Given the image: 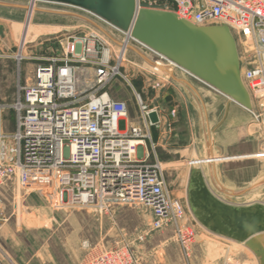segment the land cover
<instances>
[{
  "label": "built area",
  "instance_id": "obj_1",
  "mask_svg": "<svg viewBox=\"0 0 264 264\" xmlns=\"http://www.w3.org/2000/svg\"><path fill=\"white\" fill-rule=\"evenodd\" d=\"M135 3L137 8L172 11L195 25H226L242 45L241 80L254 102L249 111L264 129V0ZM72 7L91 16L99 28L69 32L58 39L57 55L35 57L40 63L33 79L18 85L11 135L2 129L5 105H0V187L16 170H37L54 174L57 200L69 207L104 210L113 200L138 202L152 214L148 230L172 227L176 244L188 251L196 232L180 201L170 195L159 161H147V152L136 159L138 148L149 138L147 128L159 123L157 112L140 105L141 124L130 122L126 103L106 88L115 77H123L126 43L154 52L132 37L130 27L120 29L89 10ZM105 38L118 46L113 57ZM84 66L92 67V78L86 81L88 88L79 91L76 73ZM151 111L156 121L150 119ZM9 136L14 141L10 147L5 143ZM252 155L264 157V139ZM1 205L0 196V222L5 220ZM138 239L142 241L143 234ZM81 246L84 255L78 264H141L136 249L125 242L104 247L83 241Z\"/></svg>",
  "mask_w": 264,
  "mask_h": 264
},
{
  "label": "rangeland",
  "instance_id": "obj_2",
  "mask_svg": "<svg viewBox=\"0 0 264 264\" xmlns=\"http://www.w3.org/2000/svg\"><path fill=\"white\" fill-rule=\"evenodd\" d=\"M36 2L41 7L54 10H35L30 22L46 25L52 29L46 28L25 42L23 49L27 57L18 61L16 55L20 49V34L27 17V9L24 6L28 4V0H0V105H5L2 112V129L10 135L15 129L13 104L18 85L23 86L33 79L35 67L40 63L35 57L57 55L60 52L58 39L63 35L78 28L80 30L95 28L85 21L83 16L91 21L95 20L75 7L47 1ZM59 26H63L64 29L58 28ZM106 41L110 45L111 57H113L112 51L116 53L118 46L108 39ZM236 45L240 54L242 45L237 39ZM97 51L100 49L97 48ZM141 52L127 49L124 57L128 61H123L120 65L123 77H115L106 87L115 99L126 103L128 119L137 123L141 121L140 102H143L149 110L158 107L165 87H172L175 84L170 76L165 77L152 68L150 62L159 59L158 55L155 53L152 55V52L144 48H141ZM239 63L241 74L243 67L240 55ZM175 74L181 73L175 72ZM182 74L190 77L198 85L218 93L222 99H228L194 77ZM91 78L92 67H82L76 73V88L79 90L88 88L86 81ZM172 94L175 96L174 93ZM250 100L253 108L254 102L251 97ZM243 111L247 114L246 127L249 133V136L243 140L249 155H252L259 150L264 139V129L248 109ZM216 114L214 125L216 131L212 134V138L231 143L232 141L229 140L231 133L234 135L240 131L238 124L234 120L222 118L224 114L222 102ZM243 126L245 128L244 124ZM244 132L246 129H242L243 135ZM200 136L203 141L205 133ZM153 142L156 156L161 162L160 146L156 140L153 139ZM5 143L10 147L14 141L9 136ZM185 145L188 148L186 151H184ZM179 146L182 148L179 152L181 156L172 155L167 164L160 165L170 195L180 201L188 223L196 232L188 251H184L176 244L172 227L148 230L147 225L152 221V214L138 202L123 203L113 200L104 210L69 207L57 200L54 174L37 170H22L19 173L16 170L6 184L0 187L2 215L5 218L0 222V264H78L84 255L81 246L83 241H88L93 246L104 247H110L116 242L128 243L136 249L141 264H258L256 256L244 246V243L211 233L195 218L188 205L187 185L190 170L200 169V164L205 167L206 158L202 159V157L206 155L203 154V150L195 148L196 144L193 147L188 142L180 141ZM235 151L232 149L233 153ZM141 155L142 151L139 147L136 159H141ZM156 156L153 152L150 153L147 161L157 160ZM250 159L255 168L261 171L256 179L258 182L253 185L257 184L259 187L264 182V157L251 156ZM205 176L203 174L204 182L214 195L215 191L225 195L214 175L208 181ZM263 198L264 187H259L246 200ZM139 234H143L142 241L138 239Z\"/></svg>",
  "mask_w": 264,
  "mask_h": 264
},
{
  "label": "water",
  "instance_id": "obj_3",
  "mask_svg": "<svg viewBox=\"0 0 264 264\" xmlns=\"http://www.w3.org/2000/svg\"><path fill=\"white\" fill-rule=\"evenodd\" d=\"M80 7L128 29L139 42L173 61L246 109L250 97L239 73L236 43L224 24L195 25L174 12L136 7L135 0H39ZM156 121L155 111L149 113ZM187 200L198 222L211 233L244 243L264 264V204L234 205L216 197L200 169H191Z\"/></svg>",
  "mask_w": 264,
  "mask_h": 264
},
{
  "label": "crops",
  "instance_id": "obj_4",
  "mask_svg": "<svg viewBox=\"0 0 264 264\" xmlns=\"http://www.w3.org/2000/svg\"><path fill=\"white\" fill-rule=\"evenodd\" d=\"M34 24L41 25L39 23ZM89 24L92 25L90 22ZM96 25L99 27L97 23ZM59 27L63 28V26ZM174 74L172 73L170 77L174 78L175 84L172 87H165V92H162L160 97L161 103L158 107L152 108L157 112L159 123L150 125L147 128L149 138L147 137L144 141V146L140 147L141 156L143 157V152H147L149 156L153 152L156 156L153 139L158 142L161 149V162L156 156L160 164H167L172 155L181 156L179 153L182 150L181 146H179L180 141L188 142L193 147L196 144L195 148L203 150V154L206 155V157H202V159L206 158V165L204 167L200 164V170L206 175L207 181L210 178L212 179L214 175L218 185H220L219 188L226 195L214 190L218 198L234 205H246L253 202L264 204V198L252 201L246 200L253 191L258 190L259 187H264V182L259 187L257 184L253 186L258 182L256 179L261 171L250 162V157L253 155H249L247 145L243 140L249 136L248 127H246L247 114L243 111V109H247L229 99H222L218 93L216 94L210 89L198 85L194 80L188 76L185 77L186 75L182 73L180 75ZM81 90L84 89L79 91ZM219 94L225 97L221 93ZM221 102L224 112L222 118L224 120L228 118L229 121L234 120L240 129L237 134L233 135L231 133L229 140L232 142L229 143L227 141L228 145L225 140L216 139V141L214 140L215 138H212V134L216 131L214 128L217 119L216 112ZM129 121L131 122V120ZM133 123L141 124V121ZM242 129H246L244 135ZM203 133H205V137L202 141L200 135H203ZM209 146L210 149H208ZM184 148V151L188 149L186 145ZM232 149L236 151L233 153Z\"/></svg>",
  "mask_w": 264,
  "mask_h": 264
},
{
  "label": "bare ground",
  "instance_id": "obj_5",
  "mask_svg": "<svg viewBox=\"0 0 264 264\" xmlns=\"http://www.w3.org/2000/svg\"><path fill=\"white\" fill-rule=\"evenodd\" d=\"M37 0H31V2L27 5H25L24 7L27 9V17H26V20H25V23L23 25V28H22V31H21V34H20V49H19V52L18 54L16 55L17 59H21V58H25L27 57L25 55V51L23 49V45L25 42H27L28 40H31L32 38H34L38 33H40L41 31L43 30H47L48 29H52V27H48V26H41V25H36L34 23H31L30 22V19L32 18V15H33V12L35 10H44V11H53L54 9H47L45 7H41L37 4L36 2ZM56 10V9H55ZM65 12V11H64ZM69 13V12H67ZM82 17V16H81ZM179 17V16H178ZM79 19V18H77ZM83 19L85 20H88L87 22H90L93 26L97 27L96 23L91 21V19H89L88 17L86 16H83ZM87 24V23H86ZM117 27V26H116ZM58 28H61V27H58ZM99 28V27H97ZM119 28V27H118ZM61 29H64V28H61ZM121 29V28H120ZM230 31V30H229ZM111 34V32H109ZM231 35L233 36L234 40H235V43H236V39H235V36L233 35V33L230 31ZM112 35V34H111ZM106 38H109L107 35H106ZM125 48H128V49H135L136 51H140L141 52V48L137 47L136 45L134 44H129V43H126L125 45ZM236 49H237V45H236ZM22 50V51H21ZM156 55H158V58L157 60H151L152 62L151 63V66L152 68L155 70V71H158L159 73H161L163 76H171L172 73H185L187 75H191L190 73H188L185 69H183L182 67L178 66L177 64H175L173 61H171L170 59H168L167 57L161 55L160 53L152 50ZM144 52V51H142ZM141 52V53H142ZM139 53V52H138ZM103 54L106 56L107 54V49L104 48L103 50ZM153 55V53H152ZM142 57V56H141ZM237 57H238V61H239V53H238V49H237ZM124 62L125 61H128L124 56ZM145 58V57H144ZM239 73H240V63H239ZM159 75V74H158ZM175 75V74H174ZM193 76V75H191ZM173 77V76H172ZM194 77V76H193ZM196 78L198 81H200L201 83H204L205 85H207V83H205L204 81H201L200 79H198L197 77H194ZM240 78H241V74H240ZM174 79V78H173ZM242 81V80H241ZM209 86V85H207ZM245 87V86H244ZM212 88V87H211ZM213 89V88H212ZM246 89V88H245ZM215 90V89H214ZM216 91V90H215ZM249 95V94H248ZM225 96V95H224ZM219 97V96H218ZM227 97V96H225ZM250 97V96H249ZM229 100L233 101L231 98L227 97ZM138 99L139 101H141L140 99V96L138 95ZM235 102V101H233ZM236 103V102H235ZM250 103H251V100H250ZM140 105H143V102H140L139 106ZM239 105V104H238ZM252 109V106L251 108ZM249 110V109H248ZM158 116V115H157ZM158 120H159V117H158ZM194 169V168H193ZM197 169V168H195ZM16 176V175H15Z\"/></svg>",
  "mask_w": 264,
  "mask_h": 264
}]
</instances>
